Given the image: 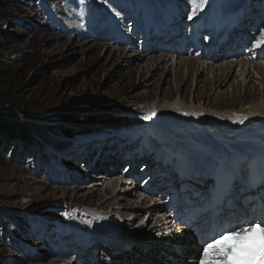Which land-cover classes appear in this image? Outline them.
<instances>
[{"label":"rangeland","instance_id":"1","mask_svg":"<svg viewBox=\"0 0 264 264\" xmlns=\"http://www.w3.org/2000/svg\"><path fill=\"white\" fill-rule=\"evenodd\" d=\"M251 3L256 11L260 7L264 17V0ZM119 4L109 6L120 28L115 24L104 25L99 14L93 15L92 6H98L90 0H0V264H123L121 259H110L103 250L110 246L101 238L98 242L101 240L104 247L99 245L87 252L89 241L95 236L67 221L79 218L82 211L89 212L86 216L102 224L109 233L117 232L123 238L146 235L150 243L165 246L174 235L173 223L157 217L158 212L166 210L163 204L169 201L165 194L171 185L166 186L168 182L162 181L165 176L160 177V171L151 173L144 167L148 163L145 160L137 166L140 169L135 174L136 158L127 159L120 165L121 174L127 176L132 172L147 178L148 181L135 179L145 183L154 199L159 197L157 208L150 212L143 208L144 212L136 215L135 211L141 208L122 204V200L91 204L76 194L84 195L88 188L82 186L99 181L95 175L103 170L107 172L109 166H114L113 172H117L119 167L115 162L121 150L115 148L114 157L103 160L106 167L101 163L99 171L90 169L101 161L97 159L102 157V152L97 153L94 161L83 159L84 155L96 151L94 144L101 146L108 140L106 145L111 146L114 139L119 136L122 139L130 132H145L146 142L139 139L145 146L156 121L154 116L143 119L148 114L144 110L152 109L156 100L155 104L160 99L163 101L167 91L188 86L184 93L192 94L196 88L194 82L205 85L209 82L207 75L200 73H190L188 81L181 82L174 71L175 60L174 66L167 62L169 59L160 60L158 66L148 63L150 57L169 53L179 62L196 57L200 62L209 60L219 66L247 56L255 61L264 60L261 50L252 47L259 39L258 30L264 28L258 21L255 37L251 30L244 35L240 21L231 22L225 28V36H220L221 32L207 33L203 25L187 19L190 5L183 18L175 16L172 20L163 14L164 5L155 2V9L170 20L167 24L170 31L181 26L180 36L175 40H162L152 35L146 38L144 23L135 32H128L123 24L128 22L131 26V21L143 18L130 10H116ZM177 9L182 10V6L178 5ZM103 43L107 45L104 48L94 46ZM114 47L126 52H114L111 50ZM128 52L144 53L136 59ZM239 70V65L232 69L223 90L235 76H240ZM252 83L257 94L260 85L257 74L253 73ZM261 88L264 93V86ZM203 93L207 94L205 89ZM162 104H159L161 109ZM156 116L162 118L157 113ZM187 131L196 132L192 127ZM190 149L195 150L192 145ZM74 150L79 152L78 158L72 153ZM70 173H78L77 179H71ZM140 183L135 188L138 191ZM172 183L175 185L177 181L173 179ZM155 224L158 230L151 236L150 229Z\"/></svg>","mask_w":264,"mask_h":264},{"label":"bare ground","instance_id":"2","mask_svg":"<svg viewBox=\"0 0 264 264\" xmlns=\"http://www.w3.org/2000/svg\"><path fill=\"white\" fill-rule=\"evenodd\" d=\"M90 1L91 3L95 2L98 6V9L92 6L93 15L99 14L104 25L109 26L114 24L112 18L114 14L110 11V4L121 3L118 8H115L116 10L125 12L130 10L143 18L141 21H131L133 22L131 26L128 25V22L123 24V26H127L128 32L138 30L139 24L145 23L146 21V27L149 25L150 29H155L154 33L165 38L171 35L172 40L180 36L178 32L181 26H174L175 28L167 32V24L170 23V20L167 19V22H165L166 19L155 9L154 3L163 4V14L167 15L172 20H174L175 16H178L180 19L183 18L189 7V5H186L185 0L184 3L178 0H170L168 2L164 0ZM253 1L257 0H207V3L203 7L205 12L200 10L196 16H199V22L204 24L213 21L215 16L219 17L220 25H225L226 23L230 24L234 20L240 21L244 29V35H248L249 30H251V32H253L251 33L252 36L255 37L258 27L256 21L264 25V17L260 14V7L256 11V6L251 3ZM238 2L241 4L237 13L236 9L238 8ZM178 5L182 6V10L177 9ZM108 13L111 14L108 15ZM229 16L236 19H230ZM86 20L87 19H83V22H86ZM251 40L253 41V38H251ZM246 41L250 42L248 38H246ZM263 45L264 44H261V47H257L258 51L262 49ZM94 46L104 48L107 45L103 43L95 44ZM130 47L132 48L135 46L130 45ZM111 50H115L119 53L126 52V50L123 51L122 48L117 47ZM146 50L152 51L149 50L148 47H146ZM161 52L165 53L164 51ZM143 53L144 52H128V55H135V58L138 59L142 57ZM169 55V53H165L163 56L161 55V57L152 56L148 59V63H150V65L156 64L159 66L158 62H160V60L163 62L169 59L167 62L171 66H174L173 60H175L176 64L174 71L181 82L188 81L186 78L190 73H200L207 75L209 86L208 84L205 85L204 83L196 81L194 82L196 84L195 92L192 94L189 93L190 95L187 92L184 93L188 86H182V88L178 87L175 90L167 91L162 97L164 100L162 101L160 99L159 101V104L163 103L162 109L159 108V104H155L157 102L156 100L153 102L154 106L152 105V109L144 110L146 113L155 111V113L162 117H157L155 114L154 121H156V124L153 129L149 130L150 136L145 146L142 145L141 140H139L143 139L146 142L145 132H130L122 139L120 138L122 136H119L114 139V145L111 146L106 145L108 140L102 142L104 145L101 146L94 144L93 147L96 151L86 154V157L84 155L83 159L94 161L99 152H102V157L96 158L101 161H97V165L90 170L99 171L97 169L101 167V163L102 166H105L103 160L112 159L115 155V148L121 150V156L115 162L119 170L113 172L115 169L114 166H109L107 172L103 170L102 173L95 175L96 178H99V181L82 186V188H88L84 192V195L76 194V196L83 197L91 204L100 202V205L106 203L110 199L111 201L109 202L122 200L124 202L122 204L127 203L130 207L141 208L135 211L136 215L144 212L143 208L147 209V212H150L152 209L157 208V204L161 201L158 200L159 197L154 199V196L149 195L145 183H140V180L137 182L135 178H140L142 181H148V179L140 175H133L132 172L128 173L127 176H123V173L121 174L122 167H120L125 160L133 157L136 158V160L133 161V163L137 164L136 167L145 160L148 163L146 166L143 165L144 167L153 174L160 171V177L165 176L162 181L168 182L166 186L171 185L170 190L165 194L166 196H171V199L167 204H163L166 210L158 212L157 217L162 220H169L173 223L171 226L172 232L174 233L173 237H169L170 241L163 244L165 246H159L161 244H156L154 242L150 243L151 240L146 235L123 238L120 237L117 232L109 233L110 230L103 229L102 224L95 223V221L89 219L86 215L90 213L86 211H79L81 215L79 216L80 219L71 216L72 218L67 220L76 229L83 230L90 236H95L96 239L94 238L92 241H89L90 247L87 252L93 250L94 247L98 248L99 245L103 248L104 246L101 240L100 244L98 242L101 238L106 240L110 246L103 248L104 251L108 252L110 259H121L123 264L128 261L130 264L131 262L133 264H195L199 244L196 240L194 230L186 221L181 222L177 220L179 218L198 215L197 213L199 211L197 209L188 206L187 201L189 197L197 192H204L206 188L202 189V187L208 186V184L219 175L227 177L238 176L241 172H244L247 159H264V93H262L263 89L261 88L264 86V60L259 59L255 61L250 56H247L239 61L230 59L225 65L219 66L209 63V60L200 62L201 60L196 57L186 58L184 62H179L176 56ZM236 65L240 67V76H235L234 79L229 82L226 89L223 90L222 87L225 85L227 79H229L231 71L235 69ZM207 68H209V72L206 74L205 70ZM253 73L257 74L260 82L257 94L254 93V82L252 83ZM215 85L218 86L216 87ZM204 89L207 94L203 93ZM220 97H222V99L219 102L218 99ZM185 112L196 113L197 115H184ZM237 116H247L248 119L245 120L243 124H240L234 122ZM229 117H231V119H229ZM190 126L196 130L195 133L187 131L188 128H191ZM119 133H121V131ZM123 133L124 132H122V134ZM172 135L176 138L175 140ZM112 141L113 140H111L110 143H112ZM190 145H192V148H195L194 151L190 149ZM132 147L134 149H131ZM222 148L224 149L219 151ZM108 149H110L109 154L106 153ZM72 153L76 158L79 157V152L76 150ZM141 153L142 155L140 156ZM194 164H198L200 168H194ZM156 165L160 166L157 168ZM139 169L140 168L137 167V173L135 171L134 173L138 174ZM190 169H192V171H190ZM172 171H174V173H172ZM71 174L72 173H70V175ZM173 174L177 177H173ZM77 177L78 173H73L70 178L77 179ZM168 178H171V181L174 179V182L177 181V183L175 185H173L174 183L171 184ZM137 183L142 185L139 191L135 189ZM125 184L128 185L125 186ZM175 190H177V193H179V191L181 193L174 196L173 193ZM242 196L244 199L245 195L238 194L237 200L240 201ZM155 200L157 201L155 202ZM132 203L134 205H129ZM144 217L145 216H143V218ZM170 217L173 219L171 220ZM82 222H84V224H82ZM164 223L166 222L164 221ZM156 229L158 230L155 224L151 226L150 232L153 234ZM147 234L149 235V233ZM151 236H154V234ZM117 244L121 248L119 247L117 249ZM112 251H117L118 254H113Z\"/></svg>","mask_w":264,"mask_h":264},{"label":"snow or ice","instance_id":"3","mask_svg":"<svg viewBox=\"0 0 264 264\" xmlns=\"http://www.w3.org/2000/svg\"><path fill=\"white\" fill-rule=\"evenodd\" d=\"M185 3L191 6L187 16L191 20L207 0H185ZM258 35L259 40L252 45L253 48L264 44V29H259ZM260 55L264 56V48ZM155 114L150 111L143 119L149 120ZM184 115L197 114L185 112ZM247 119V116H237L234 122L243 124ZM197 235L200 244L197 264H264V202L247 216L215 220L207 232Z\"/></svg>","mask_w":264,"mask_h":264},{"label":"water","instance_id":"4","mask_svg":"<svg viewBox=\"0 0 264 264\" xmlns=\"http://www.w3.org/2000/svg\"><path fill=\"white\" fill-rule=\"evenodd\" d=\"M199 248H200V246H199Z\"/></svg>","mask_w":264,"mask_h":264}]
</instances>
